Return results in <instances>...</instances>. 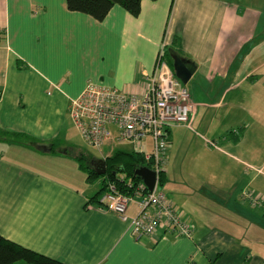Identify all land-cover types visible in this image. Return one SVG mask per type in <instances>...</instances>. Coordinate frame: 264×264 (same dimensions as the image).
Segmentation results:
<instances>
[{
  "label": "crops",
  "instance_id": "0c3cea01",
  "mask_svg": "<svg viewBox=\"0 0 264 264\" xmlns=\"http://www.w3.org/2000/svg\"><path fill=\"white\" fill-rule=\"evenodd\" d=\"M0 31L4 237L67 264H264V206L243 197L264 199V0H143L138 16L115 5L102 21L67 0H0ZM175 37L197 65L186 84L193 128L170 127L160 189L192 234L161 228L137 239L130 220L89 202L107 176L92 185L85 166L99 158L68 155L72 127L83 137L70 103L89 81L143 94Z\"/></svg>",
  "mask_w": 264,
  "mask_h": 264
},
{
  "label": "built area",
  "instance_id": "2783aa9c",
  "mask_svg": "<svg viewBox=\"0 0 264 264\" xmlns=\"http://www.w3.org/2000/svg\"><path fill=\"white\" fill-rule=\"evenodd\" d=\"M2 33L0 31V38ZM168 44L169 41L165 40L150 86L143 94L125 93L89 81L82 93L71 99L70 103L72 117L90 145L101 148L113 137L120 145H135L150 163L148 167L157 173L155 188L149 190L141 180V189L136 194L123 192L117 182L109 180L95 205L103 211L114 212L124 221L130 220L131 232L137 239L153 235L161 228L182 236L192 234L188 219L180 213L168 194L160 189L159 182L167 162L170 127L183 124L193 128L191 93L176 76L174 67L166 57ZM146 138L152 140L150 152L144 150L147 148L144 143ZM207 141L212 146L218 145L216 141ZM243 197L253 206H264V199L251 190L245 189ZM136 200L139 210L131 215L129 205Z\"/></svg>",
  "mask_w": 264,
  "mask_h": 264
},
{
  "label": "trees",
  "instance_id": "16d2710c",
  "mask_svg": "<svg viewBox=\"0 0 264 264\" xmlns=\"http://www.w3.org/2000/svg\"><path fill=\"white\" fill-rule=\"evenodd\" d=\"M142 2L143 0H67V6L71 11L86 13L102 21L107 17L115 5H121L132 15L138 16L142 10ZM3 38H5V36L0 39V42ZM173 40L166 47V57L171 62L172 66L173 59L169 49L174 48V46H179L178 38L175 37ZM78 158L83 161L86 159L84 155H80ZM105 161L107 165L105 176H107V178L106 184L100 191L101 194L105 190L109 180L117 182L120 189L127 194H136L137 190L141 189L139 186L141 179L135 174V170L138 167L150 165L141 151L137 150L135 147L134 150L119 148L116 149L112 155L107 156ZM85 168L90 169V177L99 176L90 166L89 161ZM163 181L164 172L160 174V184H162ZM99 198L100 196L97 194L92 197L89 202L97 205ZM22 260H24L26 264H67L61 260L49 257L16 243L0 233V264H17Z\"/></svg>",
  "mask_w": 264,
  "mask_h": 264
},
{
  "label": "water",
  "instance_id": "95a60500",
  "mask_svg": "<svg viewBox=\"0 0 264 264\" xmlns=\"http://www.w3.org/2000/svg\"><path fill=\"white\" fill-rule=\"evenodd\" d=\"M170 55L173 59V67L176 76L184 83L187 84L197 70V65L194 61L184 57L175 48H170ZM43 148H46L43 146ZM91 167L99 175H104L107 172V165L105 158L93 159ZM135 174L146 184L149 190L155 188L157 182V173L148 166H141L135 170Z\"/></svg>",
  "mask_w": 264,
  "mask_h": 264
},
{
  "label": "rangeland",
  "instance_id": "374dc122",
  "mask_svg": "<svg viewBox=\"0 0 264 264\" xmlns=\"http://www.w3.org/2000/svg\"><path fill=\"white\" fill-rule=\"evenodd\" d=\"M73 123V120L72 118H70V123L68 125V128H69V131L71 129V125ZM75 125V124H74ZM235 130V133L234 135H237V131L239 130V128L237 129H234ZM72 133H73V136H74V145L73 147L68 148L69 150V153L68 155L72 156L71 153L74 152V154H77L78 152H86L87 154L89 155H92V156H95L96 158H100V155L104 154V155H112L114 153V151L116 149H118L119 146H121L123 149H126V150H130V148L132 147L129 146V145H124L123 144H119V143H115L113 144V142L107 144L108 142L112 141V140H109L107 141L101 148H97V147H94L92 145H90L87 140H85L81 134L79 133V131L77 130V128H75V126L72 127ZM149 140V144L151 142V139L150 138H147L144 143L147 145V142ZM148 146V145H147ZM135 147V146H134ZM145 151L147 152H150L151 148L148 146L147 148L144 149ZM71 152V153H70ZM77 152V153H76ZM48 155H51V153H48V152H44L43 154L40 155V159H50V161L52 163H55V162H58V161H63V157L62 158H57V157H52V156H49L50 158H48ZM52 157V158H51ZM39 164V163H38ZM41 169V168H40ZM44 172H47L49 174H52L54 176H57L56 173L54 172H51V171H47L45 169H42ZM84 177H85V174H84ZM92 180H95L94 183H92V185H95V186H100L101 185V178L97 179V177H92ZM91 184H89L90 186ZM94 187V186H92ZM91 187V188H92ZM137 196L134 197V199H136ZM17 264H26L24 260L22 261H19Z\"/></svg>",
  "mask_w": 264,
  "mask_h": 264
}]
</instances>
